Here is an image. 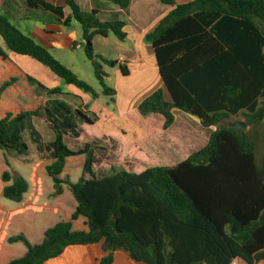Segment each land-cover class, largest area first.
I'll return each mask as SVG.
<instances>
[{
  "label": "trees",
  "instance_id": "1",
  "mask_svg": "<svg viewBox=\"0 0 264 264\" xmlns=\"http://www.w3.org/2000/svg\"><path fill=\"white\" fill-rule=\"evenodd\" d=\"M25 1L64 19L67 26L73 20L81 24L85 53L104 94L115 100L104 66L119 62L96 53L93 39L113 34L123 42L126 23L103 21L97 9H83L77 0H64V5ZM108 1L122 9L131 3ZM161 1L173 9L145 41L153 46L165 88L145 98L139 111L163 115L164 129L175 122V108L190 113L203 127L214 128L208 143L175 166L98 176L94 167L97 150L103 149L100 140L89 139L78 149L65 142V135L79 138L83 133L74 114L87 124L95 123L96 114L59 99L24 108L30 104L25 101L30 86L37 84L52 95L63 90L44 86L0 46V159L6 164L1 170L0 264H45L69 246L98 243L109 253L101 264H113L117 250L142 264L264 261V0ZM0 34L13 52L98 97L91 85L2 13ZM226 48L249 52L233 56ZM238 60L245 69L233 71ZM120 71L130 74L121 64ZM234 115H242L246 126L223 125ZM41 116L55 132L50 143L32 124V118ZM28 130L39 152L50 153L45 166L28 162L20 169L8 157L29 153ZM72 163H78L77 176L65 175ZM14 245L22 253L11 250Z\"/></svg>",
  "mask_w": 264,
  "mask_h": 264
},
{
  "label": "rangeland",
  "instance_id": "2",
  "mask_svg": "<svg viewBox=\"0 0 264 264\" xmlns=\"http://www.w3.org/2000/svg\"><path fill=\"white\" fill-rule=\"evenodd\" d=\"M57 5H64V0H48ZM88 0H78L83 9L87 6ZM85 2V3H83ZM66 13L71 10L66 7ZM0 13L9 17L10 21L19 28L25 35L34 39L37 43L49 46L51 54L62 64L73 70L79 78L86 81L98 93L97 99L90 92L83 90L72 84H67L63 79L58 77L51 69L41 62L25 55L17 54L10 50L5 39L0 34V46L16 61L26 73L34 76L40 83L47 88H61L63 94L52 95L39 85L30 86V93L25 96L26 102H30L24 108H32L38 105L42 107L54 99L65 101L73 109L83 108L84 111L92 110L96 112V121L94 124H87L77 116L73 118L83 130L82 136L76 138L71 134L65 135L66 144L73 149L84 146L89 139L100 140L103 149H98L96 156L97 161L94 171L98 176L112 174L115 170L125 169L135 173H141L151 166H174L180 158L187 154L193 153L198 148L204 146L206 141H195L192 129L185 124L180 118L175 121L166 135L151 136L149 130L133 113L123 115L128 106L146 98L151 88L143 85L144 73L139 66L133 65V74L126 77L121 71L114 67L104 66L107 73L106 83L116 90L115 100L111 96L105 95L103 87L95 75L93 62L87 57L84 49V39L81 24L74 20L73 25L67 28L74 33L75 38L80 43V48L63 47L57 42V37L45 43L37 34L44 31L47 24H61L59 19L53 13L43 9H32L27 6L25 0H0ZM93 39L95 52L108 59H118L120 57L112 40H105L96 35ZM110 39L117 43H122L113 34ZM50 44H52L50 46ZM156 74L153 77L152 86L156 84ZM158 80V78H157ZM160 81V80H159ZM27 87H24L26 90ZM96 99V100H95ZM40 101V102H37ZM1 108L5 106L2 101ZM88 104V105H86ZM141 115V114H140ZM239 123H245L244 117H231L223 122L224 126H238ZM32 124L39 130L45 143H50L55 139V132L45 116L32 118ZM190 129V132H189ZM136 132V133H135ZM106 135H109L106 137ZM185 135V136H184ZM25 138L30 144V151L27 155L19 156L10 153L8 157L14 165L21 169L23 164L28 162L37 163L45 166L50 162L49 152H39L37 145L34 143L30 130L25 132ZM184 141V148L177 150L174 142ZM6 164L0 159V189L2 186L1 170ZM78 163H72L65 175H78ZM64 175V177H65ZM28 180L34 185L29 175ZM52 183V180L49 178ZM70 196L73 198L71 192ZM74 199V198H73ZM123 264V263H121Z\"/></svg>",
  "mask_w": 264,
  "mask_h": 264
},
{
  "label": "crops",
  "instance_id": "3",
  "mask_svg": "<svg viewBox=\"0 0 264 264\" xmlns=\"http://www.w3.org/2000/svg\"><path fill=\"white\" fill-rule=\"evenodd\" d=\"M175 1L178 4H183L193 0H175ZM86 5L87 6L84 8L86 10L97 9L99 11V17L103 21L120 19L126 23L125 31L127 33V37L125 41H123L122 43L115 42L113 39H110L111 37H104L98 35L103 39L105 38V40H112V42L116 47V50L120 55L118 59H115L119 62V64L114 68L116 69L119 68L120 70V64L126 66L130 72V74L127 75L126 77H130L134 72L133 65L135 64L136 66H139V68L141 69L140 71L144 73L143 85L147 88H151L146 98L151 94H153L156 90L160 88H165V83L160 74V70L156 60L153 46L145 41V35L148 32L152 31L157 26L161 18L166 14H168L173 9V6L164 4L161 0H131L130 6L127 9H122L119 5H116L108 0H88ZM65 14L66 16H68L70 12L66 13V9H65ZM73 22L74 20L71 22L70 25L67 26L64 24V19H61V24L58 25L47 24L44 31L42 32L40 31V34H37V36L45 43L49 40V38L51 39V41H53L57 37L58 38L57 42L59 43L60 46L71 48L75 43H79L77 41V38H75L74 33L67 29L73 25ZM95 38L96 37H94V39ZM51 45L52 44H50V46ZM45 47L50 48L47 45H45ZM226 51H229L231 52V54H234L233 56H236L238 52L239 53L243 52L245 54L249 52L248 49L238 51V49L236 48H231V49L226 48ZM263 54H264V50H263ZM102 55H104L103 52ZM224 63L225 61H222V66H224ZM231 63H234L233 59ZM241 69H245V67L243 63L240 60H238L236 62V68L234 67L233 71H241ZM155 74H156V78H155L156 84L155 86H152V83L154 82L153 77L155 76ZM144 99L136 102L132 106H128V108L124 111L123 115H127V114L129 115L133 113L135 116L139 118V120L141 121L144 120L143 126L147 127L151 136L162 135V134L168 135V132L172 126L168 129H164L165 117L163 115L151 114L148 116H143L140 113L139 105ZM89 111L96 114V112H93L92 110ZM174 113L176 115L175 121H177V119L181 117V119L185 122V124L192 129L191 133L193 134L194 136L193 139L196 142L197 141L199 142L201 140V141H206V144L208 143L210 136L214 131V128L203 127L197 117H195L190 113L184 112L180 109L175 108ZM239 116L242 115H234L232 117H239ZM107 136L109 135H106V137ZM183 143L184 141L180 143L178 140H176L174 142V146H177V150H179L180 147L182 150L185 146ZM204 146L198 148L197 150L203 148ZM191 154H187L183 156L182 158H180L179 162L187 159ZM167 167H171V166H167ZM5 211L7 212V214H10L11 212V210L8 209H5ZM15 248L18 254L22 253L23 250L18 246L14 245L10 247L11 250H15ZM108 254H109L108 252L104 251L102 247V243L89 244V245H72L67 247L61 255L48 260L45 264H101L102 259ZM113 255H114L113 264H121V263L142 264L132 260L130 255L123 250H117L113 253ZM234 263L246 264L238 259H236ZM259 264H264V261H261Z\"/></svg>",
  "mask_w": 264,
  "mask_h": 264
},
{
  "label": "built area",
  "instance_id": "4",
  "mask_svg": "<svg viewBox=\"0 0 264 264\" xmlns=\"http://www.w3.org/2000/svg\"><path fill=\"white\" fill-rule=\"evenodd\" d=\"M73 47H75V48H80L81 45H80V43H75V44L73 45ZM233 264H235V263L233 262Z\"/></svg>",
  "mask_w": 264,
  "mask_h": 264
},
{
  "label": "water",
  "instance_id": "5",
  "mask_svg": "<svg viewBox=\"0 0 264 264\" xmlns=\"http://www.w3.org/2000/svg\"><path fill=\"white\" fill-rule=\"evenodd\" d=\"M243 126H246V123H242Z\"/></svg>",
  "mask_w": 264,
  "mask_h": 264
}]
</instances>
